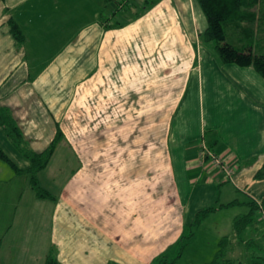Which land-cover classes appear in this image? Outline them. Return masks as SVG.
Returning a JSON list of instances; mask_svg holds the SVG:
<instances>
[{
    "label": "crops",
    "instance_id": "0c3cea01",
    "mask_svg": "<svg viewBox=\"0 0 264 264\" xmlns=\"http://www.w3.org/2000/svg\"><path fill=\"white\" fill-rule=\"evenodd\" d=\"M123 2L0 0V106L35 152L62 133L37 174L43 198L0 128V264H151L178 253L200 210L264 204L262 76L204 47L195 0H145L132 16ZM256 211V237L234 240L264 264ZM228 213L235 234L242 213Z\"/></svg>",
    "mask_w": 264,
    "mask_h": 264
},
{
    "label": "trees",
    "instance_id": "16d2710c",
    "mask_svg": "<svg viewBox=\"0 0 264 264\" xmlns=\"http://www.w3.org/2000/svg\"><path fill=\"white\" fill-rule=\"evenodd\" d=\"M124 0L123 4L128 6L130 1ZM200 7L202 13L206 19V27L200 33L202 42L214 41V54L222 64L234 63L239 66H252L260 76L264 79V53L255 52L251 43H242L239 47L226 41V34L224 31V23H231L236 28L244 27L241 24L240 19L242 17H253L254 8L258 4L259 0H195ZM124 6V9H126ZM261 10V9H260ZM258 20L264 19V11L260 12ZM11 32L17 42L23 41V34L16 24L12 23ZM243 33V39L252 41L254 32L252 28H245ZM0 128L5 136L11 141V143L30 161V167L25 171L30 176V185L34 189L38 197L50 198V195L41 188L38 183L37 174L48 163L58 141L62 137L60 130H57L53 140L50 144L41 152H35L28 147L22 130L19 127L17 121L12 116L10 110L7 107L0 106ZM0 157L6 159L4 153L0 148ZM237 201H232L226 204H220L219 206H211L200 210L191 224L187 233L181 236V248L178 250V254L173 259H168L162 255L156 258L151 264H176V260L182 253L186 244L194 237L195 232L193 226H198L202 223L204 218L215 211L217 208L229 207L237 204ZM264 206V204H260ZM255 201L249 202V211L246 214L236 215L233 222V228L236 235H239L241 231H244L248 226L254 225L256 219L254 218V212L261 208ZM230 237L224 236L220 240V244L224 246L229 244ZM179 244V245H180ZM264 261V257H263ZM44 264H58L56 256L49 254ZM204 264H238L229 257H224V253L218 250L214 259Z\"/></svg>",
    "mask_w": 264,
    "mask_h": 264
},
{
    "label": "rangeland",
    "instance_id": "374dc122",
    "mask_svg": "<svg viewBox=\"0 0 264 264\" xmlns=\"http://www.w3.org/2000/svg\"><path fill=\"white\" fill-rule=\"evenodd\" d=\"M129 1H130V5L125 6L126 8L125 11L128 15L132 16L133 13L136 12L140 7V3L144 2L145 0H129ZM151 1H160V0H147L148 3L149 2L151 3ZM173 1L188 2V0H173ZM263 11H264V0H259L258 4L254 8L253 17H249V18L242 17L240 19L241 24L244 27L236 28L233 25L234 23L233 24L224 23L223 27L226 34V41L238 47L242 45V43H251V45H253V49L255 52L264 53V19L263 20L256 19L259 13ZM247 27L252 28V31L254 32L252 41L249 40L247 41V39H243V33H245L244 29ZM203 45L206 48L214 50L215 42L214 41L203 42ZM219 205L220 203L216 205V207ZM233 210H239V213H242L244 209L242 210V212H240L241 208H235ZM233 210L226 211V209H222L218 213L215 214L211 213L206 218H204V220L202 221L203 222L202 225L193 226L192 229L195 232L194 238L192 239V241L194 242L192 243L193 248L190 249L191 251L189 249H186V246L188 245L186 244L182 253L176 260V264H204V262L202 263V260L205 259L207 262L212 261L218 250H221V253H224V257L227 256L233 261L237 262L238 264H258L257 261L252 262L251 255L253 249L252 248L246 249L244 246L239 247V243L235 241L238 238L247 239L249 237L252 238L256 237V235L253 232L251 226H248L246 231H241L240 233H238L239 235L233 233L232 223L228 221V217H227L229 214L228 212H233ZM256 217L257 219H260V215L257 211H256ZM259 226H260L259 228H262L263 225H259ZM189 228L190 226L187 227L188 230ZM263 230H264V226H263ZM224 236L230 237V239L232 238L233 241L229 242V244L227 243L224 246H222L220 244V240ZM262 237H264V234ZM233 244H235L233 246V249L229 248V246H232ZM180 248H181V244L178 246V249L176 247V252H178V250L180 251ZM177 254L178 253H176L173 257L175 258ZM171 255L172 254L168 256V259L173 258Z\"/></svg>",
    "mask_w": 264,
    "mask_h": 264
},
{
    "label": "built area",
    "instance_id": "2783aa9c",
    "mask_svg": "<svg viewBox=\"0 0 264 264\" xmlns=\"http://www.w3.org/2000/svg\"><path fill=\"white\" fill-rule=\"evenodd\" d=\"M201 156H210L211 163L216 166L226 177L227 179H231L233 176V168L231 165L227 162H225L220 156H217L215 154H212L211 152H208V150L204 147L202 150ZM260 206V205H259ZM261 215L264 219V208L260 206Z\"/></svg>",
    "mask_w": 264,
    "mask_h": 264
}]
</instances>
